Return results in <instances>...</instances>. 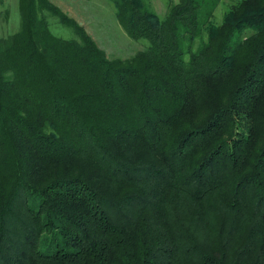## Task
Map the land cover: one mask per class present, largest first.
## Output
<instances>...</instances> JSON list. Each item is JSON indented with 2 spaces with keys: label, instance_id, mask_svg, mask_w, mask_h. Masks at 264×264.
Here are the masks:
<instances>
[{
  "label": "trees",
  "instance_id": "trees-1",
  "mask_svg": "<svg viewBox=\"0 0 264 264\" xmlns=\"http://www.w3.org/2000/svg\"><path fill=\"white\" fill-rule=\"evenodd\" d=\"M113 4L127 60L50 0L0 38V264H264V0Z\"/></svg>",
  "mask_w": 264,
  "mask_h": 264
},
{
  "label": "rangeland",
  "instance_id": "rangeland-1",
  "mask_svg": "<svg viewBox=\"0 0 264 264\" xmlns=\"http://www.w3.org/2000/svg\"><path fill=\"white\" fill-rule=\"evenodd\" d=\"M67 16L73 18L93 39L99 49L109 59L127 60L147 47L144 40H132L120 26L115 17L113 0H50ZM234 0H220L215 10V21L220 22L226 6ZM150 8L163 17L170 3L177 0H145ZM20 14L18 0H0V38L8 37L19 30ZM53 35L70 39V29L60 26L56 20L49 19Z\"/></svg>",
  "mask_w": 264,
  "mask_h": 264
}]
</instances>
